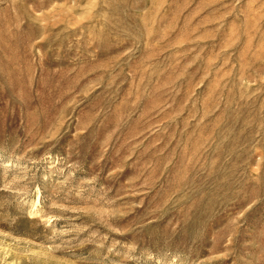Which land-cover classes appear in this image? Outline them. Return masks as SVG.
Wrapping results in <instances>:
<instances>
[{
	"label": "rangeland",
	"instance_id": "374dc122",
	"mask_svg": "<svg viewBox=\"0 0 264 264\" xmlns=\"http://www.w3.org/2000/svg\"><path fill=\"white\" fill-rule=\"evenodd\" d=\"M0 264H264V0H0Z\"/></svg>",
	"mask_w": 264,
	"mask_h": 264
}]
</instances>
